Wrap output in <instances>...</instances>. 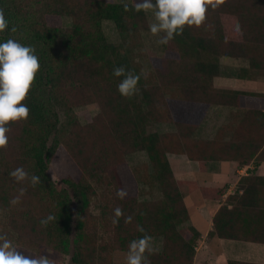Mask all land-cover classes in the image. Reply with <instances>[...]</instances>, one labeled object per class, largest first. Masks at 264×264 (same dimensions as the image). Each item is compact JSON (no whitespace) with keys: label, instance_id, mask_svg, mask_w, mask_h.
Masks as SVG:
<instances>
[{"label":"trees","instance_id":"trees-1","mask_svg":"<svg viewBox=\"0 0 264 264\" xmlns=\"http://www.w3.org/2000/svg\"><path fill=\"white\" fill-rule=\"evenodd\" d=\"M0 12L8 21L0 41L33 46L40 65L20 101L28 117L7 122L8 140L0 146V234L35 252H72V264H113L114 250L128 252L133 239L161 236V250L145 251L149 264H194L201 233L191 224L189 237L180 230L190 221L185 198L199 187L204 197L220 198L224 188L177 179L168 152L185 153L201 170L209 160L264 161V91L215 83L222 56L248 59L238 77H264V0L208 5L201 24H185L147 68L137 55L148 17L133 0H0ZM64 16L72 20L66 28ZM104 20L114 22L121 42L107 39ZM121 66L125 73L114 75ZM128 72L139 77L137 90L122 96L117 85ZM91 102L101 110L82 124L73 108ZM212 104L236 111L213 139L194 137ZM59 108L68 118L65 126ZM163 121L176 131H150ZM139 149L150 158L151 183L162 192L158 200L139 199V182L126 159ZM16 168L28 173L23 181L10 175ZM32 175L40 178L35 185ZM239 187L243 192L218 208L210 235L264 242V174L242 176ZM49 215L54 219L41 223Z\"/></svg>","mask_w":264,"mask_h":264},{"label":"clouds","instance_id":"clouds-1","mask_svg":"<svg viewBox=\"0 0 264 264\" xmlns=\"http://www.w3.org/2000/svg\"><path fill=\"white\" fill-rule=\"evenodd\" d=\"M216 3L217 0H133L136 11L142 9L152 11L154 22L150 23L149 29L152 34L161 31L165 33L160 37V43H167L174 34L182 32L185 24L200 25L205 18L207 6ZM124 8L127 10L129 4L124 3ZM7 24L8 21L0 12V31H3ZM39 66L33 46L21 44L12 38L0 41V146L5 145L8 140L5 135L8 131L7 122L28 117L29 109L20 101L26 97ZM124 73V67L114 68V75L121 76ZM138 79L137 75L128 72L117 85L119 93L122 96H131L137 90ZM10 175L17 181H23L28 173L23 168H16ZM39 179L38 176L32 175L31 183L35 185ZM124 194L123 190L117 192L121 197ZM121 214V209L117 207L115 216L119 217ZM52 219L54 217L49 215L41 223L46 224ZM116 222L114 218L113 223ZM139 230L144 231L143 228ZM151 240L152 237L149 235L133 239L129 244L126 264H149L145 251L151 253L155 250L150 245ZM0 264H51V261L47 255L39 257L25 255L6 238L5 234H0Z\"/></svg>","mask_w":264,"mask_h":264},{"label":"rangeland","instance_id":"rangeland-1","mask_svg":"<svg viewBox=\"0 0 264 264\" xmlns=\"http://www.w3.org/2000/svg\"><path fill=\"white\" fill-rule=\"evenodd\" d=\"M115 1L131 2L132 0H115ZM146 13L148 17V23L150 25V23L154 22V15L151 10H147ZM71 22L72 20L69 16H64L60 19V23L64 28L69 27L71 25ZM103 30L105 32L107 39L110 42L118 43L122 41L123 37L117 31V28L112 20L103 21ZM163 34H164L163 31L157 34H152L150 32L149 26L146 30L142 31L141 34L142 45L138 53L139 55H137V60L142 65H144L145 68L149 66V62L151 58L164 55V44L159 42V39L161 36H163ZM248 64H249L248 59H246L245 57L222 56L220 58L221 72L220 75H218L215 78L216 85L220 87H237L239 89L264 91V77H259L257 79H245L237 76L238 70L243 66H248ZM220 105L221 104H212L209 106V109L205 117L203 118L201 124L199 125V127L201 125L202 126L206 125V127L208 128L206 129V132H203L202 129H198L199 128L198 127L193 134L194 137L201 139H208V140L213 139L214 136L216 135L217 130L221 127V125L229 122L227 118H229V120L232 119L233 113L230 114L227 112H222L221 110L222 107ZM223 106H227V105H223ZM225 109L227 108L225 107ZM100 110H101L100 105L97 102L78 105L73 108V112L76 114V116L78 117L79 121L82 124H88L92 122L95 116L98 115ZM235 111L236 109L233 112ZM58 112L60 118V125L65 126L67 124L68 118L63 113V110L61 108H59ZM150 131H158L160 133H172L176 131V126L168 121L157 122L150 127ZM180 154H185V153L168 152V158L170 160L171 166L174 170L175 177L177 179L196 180L194 179L196 177L197 179L202 181L203 179L210 177L211 172L206 170H201L200 167L197 165L191 166L188 165V163H186L185 167H182L184 166V164H181L179 158L176 156ZM126 159L139 182V199L140 200L160 199L162 197V192L159 188V185H156L155 183L154 184L151 183L152 181L151 174L153 168L148 153L145 150H140V149L135 150L128 153ZM182 169H184L186 172L184 171L185 173H180ZM49 173L51 175L54 174L52 169L49 170ZM218 183L220 185H223L222 181ZM220 185L216 187H222ZM200 201L206 202L200 189H197L194 192H192V194L189 195L186 199V202H188V205L190 207L191 213L195 216L197 221H200L197 218V214H196L197 206L199 205ZM92 212L95 214H98L100 212V209L97 207V204L93 205ZM200 223H202L203 225L202 221H200ZM189 225H190V221L189 222L186 221L180 225V230L183 232V234H185L188 237L191 235ZM13 245L16 246L18 250L22 251L25 255L31 257H39L40 255H47L51 261V264H72L71 261L72 252L69 254H65L49 247H46L40 252H35L29 249L22 248L15 243H13ZM151 246L156 251L161 250L163 246V237L161 236L153 237L151 241ZM127 254L128 252L124 250H120V249L114 250L113 264H126Z\"/></svg>","mask_w":264,"mask_h":264},{"label":"crops","instance_id":"crops-1","mask_svg":"<svg viewBox=\"0 0 264 264\" xmlns=\"http://www.w3.org/2000/svg\"><path fill=\"white\" fill-rule=\"evenodd\" d=\"M220 106L222 107V112L232 114L235 110V108L230 106ZM225 107L227 109H225ZM227 120L230 121L229 118H227ZM207 128L206 125H201L198 129H202L203 132H206ZM176 156L179 158L181 164H184L182 167H185L186 163L191 166H199L198 161L189 159L185 154ZM184 171L185 170L182 169L180 173H185L186 171ZM206 171L211 172L210 177L202 181L196 177L194 178L198 185L212 187L220 185L218 182L222 181L223 185L220 186L224 188V192L220 198H206L203 196L206 202H199L196 214L197 218L203 222V225L200 221L196 220L195 216L191 213L188 202H186L190 212V224L195 226L201 233L197 243L198 245L196 246L197 252L194 264H228L229 259H240L264 264V242L210 235V231L214 230L213 219L218 208L226 201L229 195L236 192H243V189L239 187V180L242 176L250 174L251 172L264 174V161L256 162L253 160L249 164H240L235 160H211L207 163ZM198 189L201 190L200 187ZM191 194L192 193L189 195ZM189 195L186 196L185 201ZM228 206L232 207V204Z\"/></svg>","mask_w":264,"mask_h":264}]
</instances>
